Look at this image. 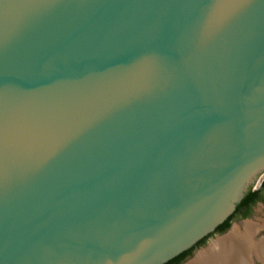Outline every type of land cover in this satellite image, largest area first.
Returning <instances> with one entry per match:
<instances>
[{"label": "water", "instance_id": "95a60500", "mask_svg": "<svg viewBox=\"0 0 264 264\" xmlns=\"http://www.w3.org/2000/svg\"><path fill=\"white\" fill-rule=\"evenodd\" d=\"M264 172V0H0V264H162Z\"/></svg>", "mask_w": 264, "mask_h": 264}, {"label": "flooded vegetation", "instance_id": "af4514ba", "mask_svg": "<svg viewBox=\"0 0 264 264\" xmlns=\"http://www.w3.org/2000/svg\"><path fill=\"white\" fill-rule=\"evenodd\" d=\"M249 189L257 192L211 232L197 240L175 264H264V177ZM246 191V192H247ZM245 192V194H246ZM173 264V263H169Z\"/></svg>", "mask_w": 264, "mask_h": 264}, {"label": "trees", "instance_id": "16d2710c", "mask_svg": "<svg viewBox=\"0 0 264 264\" xmlns=\"http://www.w3.org/2000/svg\"><path fill=\"white\" fill-rule=\"evenodd\" d=\"M257 192V189H249L246 194L242 197V200L239 203H244L247 199H249L250 197H252V195H254ZM190 250V248H187L183 251H181L180 253H178L177 255L173 256L172 258L168 259L167 261L163 262L162 264H169V263H173L175 264L178 260V258L182 255L187 253Z\"/></svg>", "mask_w": 264, "mask_h": 264}, {"label": "bare ground", "instance_id": "6f19581e", "mask_svg": "<svg viewBox=\"0 0 264 264\" xmlns=\"http://www.w3.org/2000/svg\"><path fill=\"white\" fill-rule=\"evenodd\" d=\"M188 264H193V260H191Z\"/></svg>", "mask_w": 264, "mask_h": 264}, {"label": "rangeland", "instance_id": "374dc122", "mask_svg": "<svg viewBox=\"0 0 264 264\" xmlns=\"http://www.w3.org/2000/svg\"><path fill=\"white\" fill-rule=\"evenodd\" d=\"M262 177H264V174H261Z\"/></svg>", "mask_w": 264, "mask_h": 264}]
</instances>
